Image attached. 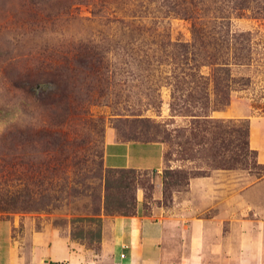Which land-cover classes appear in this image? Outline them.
Instances as JSON below:
<instances>
[{
	"label": "rangeland",
	"instance_id": "374dc122",
	"mask_svg": "<svg viewBox=\"0 0 264 264\" xmlns=\"http://www.w3.org/2000/svg\"><path fill=\"white\" fill-rule=\"evenodd\" d=\"M145 1L0 0V220L14 221V237L24 232L58 231L68 238L72 250L85 259L95 260L72 264H115L108 260L110 256L101 245L104 224L110 216L120 213L113 211L118 198L114 189L106 199V136L112 133L118 141H137L139 130L148 128L144 122L131 123L135 117L130 112L117 111L106 102V97L118 91L130 101L146 103L145 94L153 92L154 85L134 66L123 68L119 85H103L92 74L68 67L64 59L74 53L80 41L111 33L105 19L112 11L124 10L131 2L139 5ZM93 11L100 14L93 15ZM118 11L116 16L121 15ZM166 26L171 41L190 40L188 22L173 18ZM232 26L239 31L264 35V21L233 18ZM41 74L59 79L55 90L48 82L31 84ZM254 83L246 91L233 92L230 105L215 112L214 117L264 123V74L255 75ZM161 99L160 112L142 107L137 118L167 120L169 91L166 88L161 90ZM252 105L259 109L253 110ZM188 122L177 117L169 127L186 126ZM130 129L135 136H121L120 133ZM249 146L254 150L250 137ZM177 149L176 145L171 147L165 168L188 175L197 171L209 175L222 170L225 171L222 178L229 185L220 212L214 209L197 217L203 220L217 216V224L227 239L224 252L203 251L201 264H264V182L257 193L246 191L264 181V165L263 169L258 166L263 163L264 154L259 158L254 150L257 156L249 155L250 165L257 163L251 169L250 166L223 170L213 169L205 153L192 151L188 155L190 159L184 160ZM163 170L148 171L139 185L131 187L129 195L137 200V194H142L147 214L163 216L171 228H183L190 219L183 216L187 214L188 204L177 206V203L184 201L189 184L163 189ZM239 183L243 187L242 198L235 200L238 207L235 210L233 189H238ZM199 203L202 199L196 198L189 206L196 207ZM214 225H210V232ZM238 225L247 232L242 245L234 228ZM171 238L176 251L181 253L178 245L184 238L180 231L173 230ZM24 248L26 251V244ZM257 257L263 261H257ZM238 258L247 261H236Z\"/></svg>",
	"mask_w": 264,
	"mask_h": 264
},
{
	"label": "trees",
	"instance_id": "16d2710c",
	"mask_svg": "<svg viewBox=\"0 0 264 264\" xmlns=\"http://www.w3.org/2000/svg\"><path fill=\"white\" fill-rule=\"evenodd\" d=\"M117 10L121 15L116 16ZM117 10L105 19L112 32L80 41L74 53L64 59L68 67L79 68L92 74L97 83L112 87L120 84L124 67H136L154 85L153 92L145 94L148 101H130L121 92L112 91L106 102L119 112H130L135 117L131 123H146L148 129L139 130L136 142L167 144L170 150L164 155L165 161L170 160L171 147L176 145L177 154L184 160L190 159L192 151L205 153L213 169L256 166V162L250 165L248 161L249 155L257 156L249 146V119L235 122L216 118L214 113L230 105L233 92L252 88L255 75L264 74V35L232 26L233 18L264 21V0H146ZM173 18L189 23V41H171L166 24ZM46 75L34 78L31 84L48 82L55 90L59 79ZM162 88L169 91V118L159 122L137 118L142 107L160 112ZM252 109L259 107L252 105ZM177 117L188 119V124L170 129ZM120 134L135 136L131 129ZM258 166L263 169V165ZM107 174L106 199L112 189L118 195L113 211L134 215L137 200L129 193L148 171L108 168ZM204 176L207 174L202 171L188 175L167 166L163 189L187 187L190 178Z\"/></svg>",
	"mask_w": 264,
	"mask_h": 264
},
{
	"label": "crops",
	"instance_id": "0c3cea01",
	"mask_svg": "<svg viewBox=\"0 0 264 264\" xmlns=\"http://www.w3.org/2000/svg\"><path fill=\"white\" fill-rule=\"evenodd\" d=\"M250 144L258 152L264 154V123L250 120ZM167 146L160 142L141 143L136 141H118L112 133L106 136L104 148V164L107 168H142L160 173L165 168L164 155ZM264 165V161H262ZM222 170L213 171L204 177L192 178L184 195V201L177 206L187 205L189 223L183 228H171L163 217L147 214L143 205L142 194H137V205L134 215L110 216L104 224L102 247L109 261L115 264H201L204 257L201 253L212 250L215 253L224 252L227 239L223 236L217 224V216L201 220L197 218L202 212L211 210L220 212L228 194V184L222 178ZM263 180L253 184L246 191L255 194L260 190ZM242 183L234 191L235 200L242 198ZM236 186V185H235ZM196 198L202 203L193 207ZM190 212V213H189ZM182 216V215H181ZM215 224L213 232L210 225ZM240 235L242 245L246 231L241 225L235 226ZM15 223L12 220H0V264H62L73 261H95L85 259L70 248L69 240L58 231L41 230L34 233L24 232L14 237ZM180 231L184 238L178 246L182 252L176 251L172 231ZM186 232V233H185ZM211 234L213 238L211 239ZM27 241L28 243H26ZM27 250L24 251V245ZM179 250V249H178ZM123 255V257H121ZM260 260V259H259ZM258 257H257V261ZM100 261V260H96ZM236 261H247L238 258ZM260 261H263L262 259Z\"/></svg>",
	"mask_w": 264,
	"mask_h": 264
},
{
	"label": "built area",
	"instance_id": "2783aa9c",
	"mask_svg": "<svg viewBox=\"0 0 264 264\" xmlns=\"http://www.w3.org/2000/svg\"><path fill=\"white\" fill-rule=\"evenodd\" d=\"M121 257H123V255H121Z\"/></svg>",
	"mask_w": 264,
	"mask_h": 264
}]
</instances>
